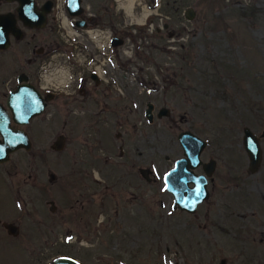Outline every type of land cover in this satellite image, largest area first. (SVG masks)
Segmentation results:
<instances>
[{
    "label": "rangeland",
    "instance_id": "obj_1",
    "mask_svg": "<svg viewBox=\"0 0 264 264\" xmlns=\"http://www.w3.org/2000/svg\"><path fill=\"white\" fill-rule=\"evenodd\" d=\"M83 1L94 15L91 25L105 27L123 40L114 46L117 67L108 74V84L120 95L122 117L130 121L119 126L107 110L93 118L99 106L81 103L75 96L69 105L65 100L53 105L57 133L64 135L63 149L47 154L42 162L37 152L55 138L42 139L33 143L30 153L13 157L11 165L17 163L27 187L37 180L33 175L43 169L46 173L47 167L67 176L85 164L107 166L110 185L105 205L98 202V195L86 205L91 232L105 228L100 237L70 243L71 238L27 236V246L35 247L27 251V263L49 264L57 250L77 254L89 245L96 246V254L88 264H264V137L262 160L254 172L247 170L242 144L244 126L257 137L264 129V0H140L159 7L151 8L157 13L146 25L134 19L129 23L115 0ZM188 8L193 11L190 18ZM133 14H142L137 4ZM54 38L56 49L65 47L56 26ZM113 76L122 80L123 94L114 90ZM148 103L166 106L170 113L147 123L143 110ZM93 126L102 129L103 142ZM120 130L123 158L122 141L115 135ZM184 130L206 142L203 161L216 160L207 186L209 197L195 215L172 210L163 180L182 155L177 135ZM128 165L149 167L151 180L146 183L133 171V184L128 185L124 175ZM111 193L117 195L118 206ZM100 211L105 220L98 226ZM33 218L27 215V220ZM8 254L5 264H20V253Z\"/></svg>",
    "mask_w": 264,
    "mask_h": 264
},
{
    "label": "flooded vegetation",
    "instance_id": "obj_2",
    "mask_svg": "<svg viewBox=\"0 0 264 264\" xmlns=\"http://www.w3.org/2000/svg\"><path fill=\"white\" fill-rule=\"evenodd\" d=\"M19 6L20 2L18 0H0V15L8 14V17L13 19L16 29V34L12 31L8 33L7 46L0 47V150L2 154L4 153L3 147L6 148L4 142L7 135L4 133L7 126L15 131H24L30 140L31 148L35 141H41L42 139H47L48 141L49 139V142H51L55 138L51 144L47 145L46 149L37 152L42 162L47 161V154L60 151L52 148L54 142L61 135L57 133V122H55L57 115L53 109V105H58L60 101L63 102L65 100L69 105L75 101L76 97H81L78 99L79 102L86 104L95 102L99 106V110L94 112L93 118H98V115L101 116V113H105L107 110L110 115L115 116L114 120L119 126H122L123 121H130L128 116L126 118L122 117L120 95H117L112 89L110 90L111 85L108 83L111 80V76L107 74L103 77L96 76L98 79L96 82L91 78L90 74L87 73L86 75V72H83L78 80H72L68 88L63 91H58L50 85L51 81L55 80V77H53V61L50 57L56 49V38H54L56 18L52 10L53 0H33V9L36 13L47 10L44 26L34 24L35 18H32L29 24L21 19L18 12ZM43 29H46L45 33ZM112 73L113 71L108 72L109 75H112ZM113 77L115 78V83H112L114 90L123 94L120 86L122 80L118 81L117 76ZM86 83H89L88 87L85 86ZM17 89L20 92L16 98L20 97V99L27 100L31 106L42 105L41 112L30 117L26 123H18L14 120L9 105L10 94ZM105 97L109 98L110 101H104ZM151 104V119L146 115L147 108L143 110V116L147 118V123L153 121L154 116L158 117L161 108H167L166 106L157 107L154 103ZM130 110L132 112L131 108ZM169 113L170 111L168 110ZM134 126L132 125V130H134ZM93 129L97 131V135L100 136L98 138H101L100 141L103 142L104 138L102 137L105 136H103L102 129L98 130L94 126ZM13 135L16 139L22 138L19 133H14ZM115 135L120 140L123 136L121 130L116 132ZM121 141L119 157L123 158L125 148L123 140ZM31 148L26 150L23 147H19L6 154L5 158L7 160L0 159V264H5V255L11 251L20 253V264H28L27 251L28 249H33L34 251L35 247L27 246V236L31 238H71L72 240L69 242L73 243L78 238L100 237L105 232L104 226L99 227V229L94 228V232H91V221L87 216L89 209L86 205H89L90 202H95L96 199L93 198L95 195H98V202L105 205L106 198L109 196L107 188L110 187L107 184V166L90 164L76 166L72 168L71 172L67 173V176L58 175L53 169L47 167L46 173L43 169L33 175L34 179L37 180L28 184L29 186L27 187V182L20 178L19 166L16 162L12 166L11 162L17 154L30 153ZM182 156L183 151L180 157ZM211 159L213 158H209L207 161L201 159V161L206 163ZM213 160L215 161V170L216 160ZM132 166L128 165L129 169L124 174L128 185L131 186L133 184V171H137V175L140 173L146 183L151 180V177H149L151 169L149 167L132 168ZM109 168L112 169V167ZM141 169H145L146 172L143 174ZM120 170L121 168L119 167L116 173L120 172ZM193 171L197 175L205 173L201 164L194 168ZM127 174H130L131 179H128L129 176ZM211 175L207 176V191ZM29 178H31V174H29ZM44 178L47 182L43 181ZM135 178L138 180L137 176ZM188 186L191 187L193 184L188 183ZM91 187H93V191ZM101 188L104 189L102 192H100ZM166 191L171 195L172 210H177L185 215H195L200 205L209 197L208 191V197L198 203L193 212H189L174 205L173 194L168 190ZM130 193L132 194L133 192L130 191ZM111 196L115 198L118 206L117 195L111 193ZM28 206L32 207L29 208ZM10 211L17 213V216L12 217ZM116 212H118V209H115ZM28 214L29 216L30 214L34 216L33 220H27ZM97 220L98 226H100V223L105 220L104 212H98ZM13 241H17L18 244L15 245ZM80 244L83 243L81 242ZM57 251V255L52 262L60 257H68L76 260L79 264H88L89 261H94L96 246H85L84 251H77V254L61 250ZM35 253L36 255L42 254L41 251H35ZM30 264L33 263L30 262Z\"/></svg>",
    "mask_w": 264,
    "mask_h": 264
},
{
    "label": "water",
    "instance_id": "obj_3",
    "mask_svg": "<svg viewBox=\"0 0 264 264\" xmlns=\"http://www.w3.org/2000/svg\"><path fill=\"white\" fill-rule=\"evenodd\" d=\"M20 6L18 7L19 17L29 24L32 18H35V23L39 26H44L46 23V11L36 13L33 9V0H18ZM81 0H66V9L68 13L72 16L81 15L83 12L80 6ZM187 18L193 16V11L191 8L186 10ZM13 19L8 17V14L0 15V47H5L8 44V33L12 31L16 34V29L14 27ZM77 26H86V22L83 19L77 20L75 22ZM122 43V39L118 37L112 38V44L118 45ZM91 78L96 82L98 79L94 73H91ZM20 90L17 89L12 92L9 97V105L13 113V118L18 123H26L27 120L39 114L42 110V105L31 106V104L20 97ZM12 102V104H11ZM152 104H148L146 110V115L149 119L152 118ZM168 115V108H161L158 113V117ZM242 144L244 150L248 156L247 170L254 172L260 165L262 160V147L260 144V138L264 137V129L261 131L259 137H257L249 127L244 126L242 128ZM14 133L21 134V139L14 138ZM7 137L5 138L4 153L2 154L0 150V159L7 160L6 154L19 147H23L26 150H30L31 143L28 136L24 131H15L7 126L5 133ZM178 141L183 150V156L176 159L172 168L164 174L163 180L165 183V188L173 194L174 205L178 208L193 212L196 205L208 197V191L206 188L207 176H210L214 170L215 161L211 159L209 162H202L200 159V154L203 148L206 146V142L192 133L189 130L180 131L178 133ZM64 145V135H59L57 140L52 145L54 150H61ZM202 165L205 173L197 175L194 173L193 169L198 165ZM144 174L145 169H141ZM188 183H192L193 186L189 187ZM50 264H79L76 260L68 257H60L55 259Z\"/></svg>",
    "mask_w": 264,
    "mask_h": 264
},
{
    "label": "built area",
    "instance_id": "obj_4",
    "mask_svg": "<svg viewBox=\"0 0 264 264\" xmlns=\"http://www.w3.org/2000/svg\"><path fill=\"white\" fill-rule=\"evenodd\" d=\"M116 1L120 3L123 0ZM135 4L141 7L142 12L149 10L146 3L134 0L131 8L132 13ZM119 7L126 12L122 5ZM85 8V16L89 17L91 15L90 6L87 4ZM53 10L61 29V36L65 40V47L54 51L50 56L53 61V77H55V80L50 83L53 88L58 91L66 90L70 82L78 80L83 72L93 70L98 76L103 77L107 72L115 70L117 67L116 53L111 45L113 33L109 29L98 26L75 27L73 22L77 17H68L65 0H54ZM155 13L157 12L155 11ZM146 20L147 17L144 23Z\"/></svg>",
    "mask_w": 264,
    "mask_h": 264
},
{
    "label": "bare ground",
    "instance_id": "obj_5",
    "mask_svg": "<svg viewBox=\"0 0 264 264\" xmlns=\"http://www.w3.org/2000/svg\"><path fill=\"white\" fill-rule=\"evenodd\" d=\"M133 1L134 0H123V1H120V4L126 9L125 13H126V16L129 17V20H130L129 23H131V20L134 19V21H136L137 24H144V20L150 14V11L143 10L142 16L140 17L135 16L131 11V8L133 6Z\"/></svg>",
    "mask_w": 264,
    "mask_h": 264
}]
</instances>
